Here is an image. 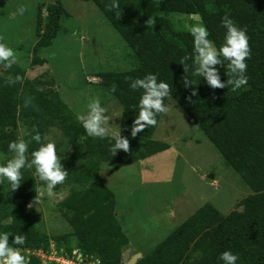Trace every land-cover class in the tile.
<instances>
[{"label": "trees", "instance_id": "obj_1", "mask_svg": "<svg viewBox=\"0 0 264 264\" xmlns=\"http://www.w3.org/2000/svg\"><path fill=\"white\" fill-rule=\"evenodd\" d=\"M90 1L135 55L133 68L98 75L122 108L119 132L128 138L129 149L117 150L112 155L109 138L87 136L77 115L54 89L53 78L40 74L29 79L19 64L5 67L0 63V152L7 156L2 165L11 158L8 142L17 138L28 144L26 162L31 159L28 152L39 147L31 140L35 133L40 134V143H46L49 133L56 129L60 135L55 142L56 151L68 142L82 141L63 164L67 172L64 181L70 180L75 188L60 202L68 222L82 225L77 230L74 227L72 234L50 235L26 217L23 206L34 200L37 186L44 185L34 169L29 168L21 169L22 180L16 190H10L7 182L0 195V232L10 234V244L12 235L25 236L24 245H13L25 256V264H42L36 252L49 253L52 248H64L69 256L73 249H78L86 259H97L100 264H127L122 256L126 237L116 221L115 199L104 202L112 192L100 179V166L103 162H135L168 147L152 138L157 124L138 132L136 137L130 136L140 90L133 91L128 84L151 72L169 84L170 98L165 103L173 99L187 112L192 124L202 130L241 175L250 193L226 214L212 203H204L134 264H222L218 256L224 250L237 255L236 264H264V0H117L119 18L114 10H109L112 0ZM38 8L39 39L33 62L41 61L37 56L40 49L53 44L66 12L63 0H53ZM171 12L192 15L195 22L200 20L217 48L223 41L221 17L227 15L236 26L244 28L250 51L246 58V86L236 92L227 87L210 88L203 78L192 76L189 60L187 76L194 85L184 87L185 73L179 60L185 54L192 56V37L189 30L174 26L168 17ZM217 67L221 80L227 79L223 67ZM16 75L21 81L9 84ZM193 88L196 95H192ZM161 116L156 117L157 123ZM78 162L82 166L77 167ZM91 213L93 220L83 224L81 221ZM108 228L115 231L117 238L108 239ZM71 235L76 239L75 245L69 240ZM105 238V242L101 241Z\"/></svg>", "mask_w": 264, "mask_h": 264}, {"label": "rangeland", "instance_id": "obj_2", "mask_svg": "<svg viewBox=\"0 0 264 264\" xmlns=\"http://www.w3.org/2000/svg\"><path fill=\"white\" fill-rule=\"evenodd\" d=\"M52 1L0 0V40L13 49L16 63L25 70L27 78L40 74L53 78L54 89L76 115L86 112L91 99H99L109 116L107 126L119 132L122 108L98 75L133 68L136 60L132 49L93 1L63 0L66 12L61 30L51 46L37 52L41 61L33 62L39 39L38 7ZM19 7L25 9L22 15L16 11ZM168 17L175 27L185 30L201 23L184 13L171 12ZM166 104L169 111L160 117L152 138L167 143V148L135 162H103L100 166V179L112 192L104 202L115 199L116 221L126 237L123 254L130 249L128 260L134 255L138 260L150 252L204 203L210 202L226 214L250 193L241 175L202 130L192 124L187 112L173 99H168ZM20 134L23 136L21 131ZM59 138L56 129L49 133V140L56 142ZM80 145L81 140H74L56 151L62 165L68 154ZM6 158L0 152V165ZM76 166H82V162ZM6 183V180L0 181V195ZM57 186L49 196L45 185H38L35 198L39 202L33 207L25 204L23 212L50 235L72 234L74 227L77 230L82 224L71 225L61 211L60 202L75 184L67 180ZM92 216L91 213L81 222H91ZM107 234L108 239L117 238L110 228ZM69 237L75 245L74 235Z\"/></svg>", "mask_w": 264, "mask_h": 264}, {"label": "clouds", "instance_id": "obj_3", "mask_svg": "<svg viewBox=\"0 0 264 264\" xmlns=\"http://www.w3.org/2000/svg\"><path fill=\"white\" fill-rule=\"evenodd\" d=\"M114 10L117 18L120 16L117 0H112L109 8ZM18 14H23V7L17 8ZM220 24L224 29L223 41L217 48L210 40L208 29L202 23H195L189 27V34L192 37V56L188 54L182 56L179 64L183 66L185 76L183 86L194 85L188 78L189 60H191L192 76L203 78L204 82L213 89L225 88L236 92L241 86H246L248 77L246 72V58L249 57L248 36L244 28L234 24L227 15L221 17ZM0 63L5 67H10L16 63V55L12 48L0 43ZM217 66H222L227 79L221 80ZM21 77L16 75L14 79L8 81L9 84L20 82ZM128 87L133 90H140L139 99L135 105L136 114L131 121L130 136L136 137L138 132L143 129L155 126L157 116L169 111L165 103L170 95L169 84L164 80H158L157 74L147 73L143 77L132 79ZM114 91V88H113ZM192 95H196V89H192ZM27 103V101H26ZM86 112L78 114L76 119L80 126L89 137H108L111 141L109 151L114 155L117 150L127 152L129 149L128 138L122 136L120 132L111 131L108 122L107 110L102 106L99 99L93 98L86 105ZM32 141L37 142L39 147L31 151V159L26 162L25 153L28 144L20 138L9 141L7 150L11 153V158L3 165H0V181L6 180L10 190H16L22 180L21 169L34 168V174L45 185L46 191L50 196L53 188L64 181L67 172L61 160L57 157L56 143L48 141L40 143L41 136L35 133L31 137ZM36 197V196H35ZM39 202L38 198L30 201L27 207H33ZM10 234L0 232V264H25L26 258L21 254L19 248L13 245H24L25 236L23 234L12 235L11 244L9 243ZM238 257L230 250L222 251L218 260L222 264H236Z\"/></svg>", "mask_w": 264, "mask_h": 264}, {"label": "built area", "instance_id": "obj_4", "mask_svg": "<svg viewBox=\"0 0 264 264\" xmlns=\"http://www.w3.org/2000/svg\"><path fill=\"white\" fill-rule=\"evenodd\" d=\"M38 255L42 259V264H100L97 259H86L79 253L78 249H73L71 256L68 255V252L64 248H60L59 250L52 248L49 253L39 251ZM41 255H44V257Z\"/></svg>", "mask_w": 264, "mask_h": 264}, {"label": "water", "instance_id": "obj_5", "mask_svg": "<svg viewBox=\"0 0 264 264\" xmlns=\"http://www.w3.org/2000/svg\"><path fill=\"white\" fill-rule=\"evenodd\" d=\"M212 178V175L210 176ZM129 251L130 249H127L124 254H123V262L124 263H127V264H134L136 262V256H132L129 260H128V257H129Z\"/></svg>", "mask_w": 264, "mask_h": 264}]
</instances>
